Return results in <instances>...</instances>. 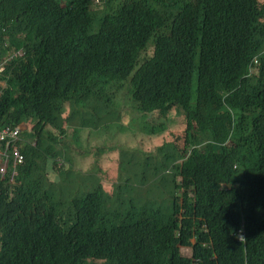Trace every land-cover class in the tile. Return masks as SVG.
Segmentation results:
<instances>
[{"label": "trees", "instance_id": "16d2710c", "mask_svg": "<svg viewBox=\"0 0 264 264\" xmlns=\"http://www.w3.org/2000/svg\"><path fill=\"white\" fill-rule=\"evenodd\" d=\"M18 51L0 72V128L25 126L0 173V264H264V0H0V60ZM125 98L151 115L152 144L119 159L143 178L90 172L63 197L56 143L91 106L102 132L80 150L112 149Z\"/></svg>", "mask_w": 264, "mask_h": 264}, {"label": "rangeland", "instance_id": "374dc122", "mask_svg": "<svg viewBox=\"0 0 264 264\" xmlns=\"http://www.w3.org/2000/svg\"><path fill=\"white\" fill-rule=\"evenodd\" d=\"M97 1V0H96ZM107 9L105 4L101 5V7H97L95 17L98 18L102 13L103 10ZM3 66H0V71L2 70ZM6 83H2L3 86H5ZM9 84L11 85L12 88V95L13 98H19V97H27L26 92H21L18 89V83L15 81H10ZM218 94L217 90V85L214 84L212 87V90L210 91V97H214ZM120 110V113L122 114L121 120L119 121V125L116 126L115 124L111 123L108 127L107 131H103L102 133V142L101 145L104 144L105 139L107 136L109 138L107 139V144L108 146L112 147L110 150H105V149H99L97 150L95 147V143L93 147H91V150H86L81 151L80 147H85L89 148L88 145V140H87V133L92 130L95 132L94 135H100L102 131H97L99 129H96L100 125V123L95 122V119H97V114L94 109L91 106L88 107H83L81 109V117L79 114L75 116V120L69 124L67 131L65 135L62 137V143H56L58 148H62L63 146L65 147V154H64V159L60 160V167L63 169L62 172H59L60 169H57L56 165L54 164L53 159H49V165L52 166L49 169L50 178L52 181H64V186H65V193L63 197L68 196L67 194L72 190L74 186L77 187V189L80 188H86V186L92 187L95 185L97 182L95 179H86V175L90 172L97 173L101 178H106L104 179L106 188L109 187L111 188L112 183L115 187V185L118 182V177L120 176H131V179L137 175V180L140 178H143V175L141 174V169L142 168H134L133 166L130 167H124L122 169L119 168V159L123 158V153H124V160L125 156L127 154V151H131L134 148L141 149L142 145L141 142L145 141L147 143L152 144V135L148 134L149 132L147 130H141L138 131L140 127V123L142 122L143 118L145 120L150 121L151 115L149 114L148 116L143 117V113L139 112L135 108H133L131 101L124 99V102L122 105L118 108ZM83 119V120H82ZM88 122L89 124L81 127L79 126L78 130L80 133H76V139H73V134H74V127L78 126V122ZM180 120H176L172 123V127L179 128L180 127ZM176 125V126H175ZM104 129L106 127H103ZM101 129V128H100ZM53 133H57V131L52 130ZM147 132V133H146ZM87 135V137H86ZM46 136V135H45ZM1 137V135H0ZM93 142H95L97 139L95 137H90ZM48 140L47 138L45 141ZM49 142H52L51 140ZM84 142L86 145H84ZM1 143V139H0ZM76 143V144H75ZM31 144L34 147H37L40 144V140L37 138L33 141H31ZM46 144V142H45ZM156 146H152V150L150 151L151 154L155 152ZM134 151H132L133 153ZM17 160H19V155L17 156ZM69 160L71 161L68 162ZM2 162L0 164V168L3 169L2 172H7L10 168V163L6 161H0ZM54 164V165H53ZM70 165V166H68ZM72 165V166H71ZM74 176L72 175V170H74ZM138 171V172H137ZM87 172V173H84ZM96 175V174H95ZM74 177V178H73ZM133 181L135 179H132ZM76 181V183H75ZM121 181V180H119ZM75 187V188H76ZM142 189L140 191V194L142 196L146 195V190L147 186H142L139 187ZM73 192V191H72ZM71 192V193H72ZM70 193V194H71ZM69 194V195H70ZM185 254H190V251L187 249H184Z\"/></svg>", "mask_w": 264, "mask_h": 264}, {"label": "built area", "instance_id": "2783aa9c", "mask_svg": "<svg viewBox=\"0 0 264 264\" xmlns=\"http://www.w3.org/2000/svg\"><path fill=\"white\" fill-rule=\"evenodd\" d=\"M98 1V0H97ZM3 32H5V29L3 30ZM9 55H12V57L10 58H6L5 60H0V66H3L2 70L0 72H2L4 70V67L6 65V63L8 61H10L12 58L14 57H21L23 56V52L22 51H18L14 54H9ZM258 63V59L255 58L252 65H250V69H253L255 68V65ZM0 139H1V142H6V146L9 148L10 147V144H11V141L13 139H16L19 135V128H16V129H13L11 127H4V128H0ZM19 155V160H17V156ZM12 159L13 160V163L14 165L16 166L17 164H20L24 161V156L21 154V152L18 150V148L16 146L13 147V149L10 151V155L8 156V159ZM10 162V160H9ZM3 169L0 168V173L1 174H5L6 172H2Z\"/></svg>", "mask_w": 264, "mask_h": 264}, {"label": "clouds", "instance_id": "9594fccd", "mask_svg": "<svg viewBox=\"0 0 264 264\" xmlns=\"http://www.w3.org/2000/svg\"><path fill=\"white\" fill-rule=\"evenodd\" d=\"M24 126V125H23ZM22 126V127H23ZM6 127H10V126H6ZM22 127H17V128H19V135H18V137L16 138V139H13L12 141H11V144H10V147L8 148L7 146H6V142H1L0 143V145L2 146V145H4L5 147H3V150H4V156H3V159H4V161H8L9 162V160L10 159H8V156L10 155V151L13 149V147L14 146H16L17 148H18V150H19V146L17 145V143L18 142H21V140H19L20 139V133H21V131L23 130L22 129ZM4 128V127H3ZM13 129H16V128H13ZM28 144L30 143L31 144V141L30 142H27ZM32 145V144H31ZM33 146V145H32ZM20 151V150H19ZM22 154V153H21ZM23 155V154H22ZM24 156V155H23ZM11 161V160H10ZM10 163V165H11V162H9ZM14 164V163H13ZM15 166V165H14ZM10 168H11V166H10ZM3 175V174H2ZM241 238H243L242 236H241Z\"/></svg>", "mask_w": 264, "mask_h": 264}, {"label": "crops", "instance_id": "0c3cea01", "mask_svg": "<svg viewBox=\"0 0 264 264\" xmlns=\"http://www.w3.org/2000/svg\"><path fill=\"white\" fill-rule=\"evenodd\" d=\"M22 129H25V126L22 127ZM3 156H4V150H3V147L0 145V161H4L3 159ZM2 162H0L1 164Z\"/></svg>", "mask_w": 264, "mask_h": 264}, {"label": "bare ground", "instance_id": "6f19581e", "mask_svg": "<svg viewBox=\"0 0 264 264\" xmlns=\"http://www.w3.org/2000/svg\"><path fill=\"white\" fill-rule=\"evenodd\" d=\"M8 45V44H7ZM6 58V57H5ZM4 60V59H3ZM8 63V62H7Z\"/></svg>", "mask_w": 264, "mask_h": 264}]
</instances>
